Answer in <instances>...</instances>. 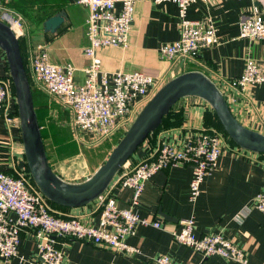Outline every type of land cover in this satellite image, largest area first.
<instances>
[{
  "label": "crops",
  "instance_id": "0c3cea01",
  "mask_svg": "<svg viewBox=\"0 0 264 264\" xmlns=\"http://www.w3.org/2000/svg\"><path fill=\"white\" fill-rule=\"evenodd\" d=\"M77 1L1 0L24 20L23 35L19 37L21 54H25L29 46L42 44L51 63L71 64L76 68L75 79L81 81L80 70L88 64L82 54V49L88 45L87 8ZM255 7H258V2L254 0H196L188 6L187 18L210 20L216 29L218 43L202 49L194 59L168 61L158 57V48L179 39L176 4L173 1L136 0L127 48H101L98 51L101 69L107 72H143L159 80L160 87L180 73L199 71L214 84L222 86L223 81L233 80L242 74L247 57L264 61V37L256 40L239 36L241 16ZM59 12L65 14L63 24L53 34L44 32L43 22ZM259 17L264 24V10L260 11ZM7 73L5 56L0 50V77ZM246 92V99L236 97L239 105L232 113L242 125L264 134V86L250 87ZM47 98L48 107L40 108L37 116L50 166L68 183L83 182L105 159L90 162L85 153L93 151L94 147L85 153L81 150L73 154L61 153L62 149L57 152V145H64L62 131L68 127L71 132V119L67 110ZM176 108L183 114V122L192 127L210 128L205 124L204 113L209 108L203 100L185 97L176 104ZM15 113L13 106L9 105L0 114V169L10 175L26 168ZM179 126L160 130L152 137L153 143L150 141L149 146L160 142L179 143L182 140ZM146 156V149L141 147L130 160L137 163ZM74 161L78 165L83 164L86 170L79 178L71 177L69 173L70 164ZM191 177V167L174 166L157 171L144 183L135 211L141 218L160 221L162 225L158 229L141 225L134 234L127 236L126 243L137 250L133 254L116 253L71 238H55L56 246L64 253L67 264H155V259L162 255L168 256L172 264H241L218 255L204 259L194 250L177 245L171 234L177 223L160 220L158 212L161 211L177 221L193 219L198 236L220 234L232 241L244 251V264H264V212L256 210L252 204L254 196L264 192V156L243 152L224 138L218 164L204 178L201 193L193 202L188 197ZM131 193L128 188L114 190L119 208L128 207ZM56 213L92 226H97L100 218L95 203ZM33 231H23L18 256L7 261L0 259V264H34L38 255Z\"/></svg>",
  "mask_w": 264,
  "mask_h": 264
},
{
  "label": "built area",
  "instance_id": "2783aa9c",
  "mask_svg": "<svg viewBox=\"0 0 264 264\" xmlns=\"http://www.w3.org/2000/svg\"><path fill=\"white\" fill-rule=\"evenodd\" d=\"M165 1H173L177 6L180 36L175 42L159 46L158 56L161 59H194L202 49L218 43L216 29L210 20L187 18V8L196 0H154L155 3ZM254 1L258 2V7L240 18L239 36L259 40L264 37V24L259 17L260 11L264 10V0ZM135 2L77 1L87 8L88 45L82 49V54L88 64L80 70L81 81L75 79L76 68L71 64L51 63L42 44L29 46L22 54L31 87L42 91L67 110L75 136L78 139L81 135L87 137L89 142H86L92 147L109 140L119 131H126L160 88L159 80L143 72H107L101 69L98 53L101 48H127ZM0 20L12 29L18 39L23 35L22 16L6 7L1 0ZM223 82L222 86L215 85L232 112L239 105L236 97L246 99L248 88L264 86V61L247 57L242 74ZM9 105L16 111L12 82L7 73L0 77V114ZM15 115L18 118L17 113ZM178 131L182 134L179 143L160 142L152 147L144 141L141 147L146 149L147 156L137 163L129 159L121 167L108 188L92 202L100 213L97 226L54 215L48 201L33 184L27 168L17 170L15 175L0 169V259L7 261L18 256L21 233L29 229L34 230L38 255L34 264H67L55 238H71L121 254L136 252L126 243V237L134 234L138 226L151 225L158 229L162 225L160 221L141 218L135 211L144 183L159 170L189 166L192 177L188 197L193 202L201 193L204 178L217 166L222 154L224 137L218 130L192 127L184 121ZM124 188L132 193L128 207L119 208L114 190ZM252 201L256 210L264 212V192L256 194ZM171 234L177 245L194 250L204 259L218 255L235 263L246 262L244 251L220 234L196 235L191 218L180 219ZM154 262L172 264L166 255L158 256Z\"/></svg>",
  "mask_w": 264,
  "mask_h": 264
},
{
  "label": "water",
  "instance_id": "95a60500",
  "mask_svg": "<svg viewBox=\"0 0 264 264\" xmlns=\"http://www.w3.org/2000/svg\"><path fill=\"white\" fill-rule=\"evenodd\" d=\"M64 19L65 14L62 12L47 18L43 22L44 32L55 33ZM0 50L4 53L12 82L25 166L38 191L55 205L78 208L94 202L148 135L161 125L163 118L174 105L185 97H196L206 102L224 132L238 148L264 154V134L242 125L237 120L216 85L207 76L199 71H189L176 75L155 92L89 178L80 183H68L57 176L50 166L19 39L1 20ZM158 214L160 220L178 222L161 211Z\"/></svg>",
  "mask_w": 264,
  "mask_h": 264
},
{
  "label": "trees",
  "instance_id": "16d2710c",
  "mask_svg": "<svg viewBox=\"0 0 264 264\" xmlns=\"http://www.w3.org/2000/svg\"><path fill=\"white\" fill-rule=\"evenodd\" d=\"M31 89H32L33 103H34L35 112H36V115H38V111L40 110V108H47L48 107V105H49L48 98H47L46 94L42 93L40 90H38V89H36L34 87H31ZM176 104L170 110V112L163 118L161 125L154 132H152V133H150L148 135V137L145 140L146 142H148V143L150 141L152 142V140H151L152 137L157 132H159L160 130L166 129V128H169V127H172V126L173 127H177L183 122V119H184L183 114L180 111L177 110ZM208 108H209V110L204 113V120H205L206 126L218 130L222 134V136L229 142V144H231L233 146H236L232 142V140L227 136V134L224 132V130L222 129L221 125L219 124L215 114L213 113V111L209 107V105H208ZM37 119H38V116H37ZM122 135H123V133L117 132L109 140L103 141L101 144H99L97 147H95L93 149V151H90L89 153H87V156L89 157L90 162L97 163V162H100V161L104 160L105 157L108 155V153L111 151V149L114 147V145L122 137ZM259 155H263L264 156V154H259ZM48 203H49L51 209L55 212L54 215H57V213H56L57 211H62V210H67L68 209V208H65V207H61V206L55 205V204H53V203H51L49 201H48ZM61 217H64V216H61Z\"/></svg>",
  "mask_w": 264,
  "mask_h": 264
},
{
  "label": "rangeland",
  "instance_id": "374dc122",
  "mask_svg": "<svg viewBox=\"0 0 264 264\" xmlns=\"http://www.w3.org/2000/svg\"><path fill=\"white\" fill-rule=\"evenodd\" d=\"M159 57V56H158ZM131 124V123H130ZM129 124V125H130ZM129 127V126H128ZM71 128V127H70ZM70 129L67 127L65 128L63 131H62V137H63V144L62 146H59L57 145V152L60 153L61 149V153L62 152H65L67 154H70V153H76L78 150H81L82 153L84 152L85 153V150L87 149H91L92 146H90L89 144H87V142H89V139L83 135H81V137L78 139L73 130L71 129V132L69 131ZM125 132V131H124ZM123 132V133H124ZM87 141V142H86ZM98 146V145H97ZM97 146H94L97 147ZM90 151H86L85 155H87V153H89ZM76 155V154H75ZM107 157V156H106ZM105 157V158H106ZM69 173L71 172V177H77L79 178V175L81 174H85L86 173V170L85 168L83 167V164L82 165H78L77 164V161H74L73 164H70V167H69Z\"/></svg>",
  "mask_w": 264,
  "mask_h": 264
}]
</instances>
